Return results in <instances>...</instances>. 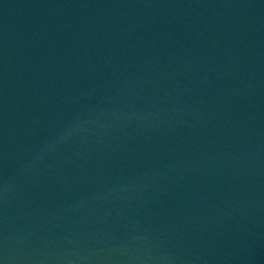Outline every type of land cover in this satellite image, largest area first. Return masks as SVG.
Wrapping results in <instances>:
<instances>
[{"label":"water","instance_id":"obj_1","mask_svg":"<svg viewBox=\"0 0 264 264\" xmlns=\"http://www.w3.org/2000/svg\"><path fill=\"white\" fill-rule=\"evenodd\" d=\"M0 264H264V0H0Z\"/></svg>","mask_w":264,"mask_h":264}]
</instances>
